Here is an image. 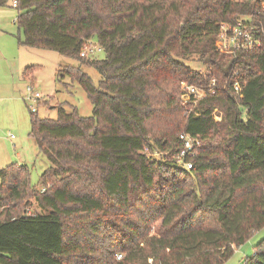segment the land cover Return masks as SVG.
<instances>
[{
  "label": "trees",
  "instance_id": "1",
  "mask_svg": "<svg viewBox=\"0 0 264 264\" xmlns=\"http://www.w3.org/2000/svg\"><path fill=\"white\" fill-rule=\"evenodd\" d=\"M262 3L17 0L18 43L75 61L56 78L77 82L92 110L29 111L48 166L38 186L24 164L0 169V264H223L264 227ZM248 17L260 46L220 52L219 25ZM93 37L101 60L80 56ZM211 79L213 95L183 104L181 83ZM182 132L199 142L188 170L175 161ZM243 264H264V239Z\"/></svg>",
  "mask_w": 264,
  "mask_h": 264
},
{
  "label": "rangeland",
  "instance_id": "2",
  "mask_svg": "<svg viewBox=\"0 0 264 264\" xmlns=\"http://www.w3.org/2000/svg\"><path fill=\"white\" fill-rule=\"evenodd\" d=\"M11 1L7 0L4 6H0V169L10 163L22 162L27 165L31 184L38 186L39 177L48 162L39 155L29 135V111L35 109L39 117L55 119L57 110L54 106L63 103L67 112L75 107L81 116L87 117L91 115L92 105L77 82L68 76L56 78L59 67L77 66L75 61L55 51L29 48L18 43L21 32L16 24L17 10L12 7ZM90 43L95 49L89 56L95 60L103 59L104 52L96 50V38L93 37ZM185 63L195 70H203L196 59ZM82 70L97 85L100 81L99 73L92 67ZM30 85L42 95L38 101L32 99L27 91ZM191 109L188 107V111ZM151 155L155 159L161 156L158 153ZM29 210L38 211L39 208L32 204ZM262 239L264 227L235 247L223 264H243L245 258L252 256L256 243Z\"/></svg>",
  "mask_w": 264,
  "mask_h": 264
},
{
  "label": "built area",
  "instance_id": "3",
  "mask_svg": "<svg viewBox=\"0 0 264 264\" xmlns=\"http://www.w3.org/2000/svg\"><path fill=\"white\" fill-rule=\"evenodd\" d=\"M263 7H264V0H263ZM12 7L17 5V0L11 1ZM260 37L258 35V28L256 25L252 23L251 18L243 19L241 18L235 24H230L223 22L219 25L218 34L216 36L215 44L217 49L224 53L234 55L238 51L249 52L255 50L257 47L260 46ZM95 47L89 45L80 53L81 57L86 56L87 54L93 53ZM99 51V48L96 49ZM237 74V73H235ZM215 87V80L211 79L210 83L207 85L206 88H198L194 85L182 83L181 84V99L184 105L193 103L195 104L196 101L203 98L206 95H213ZM232 89L235 94L241 97V89L242 86L236 80L233 83ZM27 91L30 93V97L38 101L42 98V95L38 91H34L33 87L27 86ZM35 110V109H31ZM190 111H187L189 113ZM181 142V147L177 154L175 155V161L181 165L185 170L191 168L192 164L191 161L188 159L193 156V149L195 145H198V140L191 137L189 134L182 132L178 136ZM11 139L13 136L11 135ZM42 191V190H41ZM122 257L121 254L116 256L117 259Z\"/></svg>",
  "mask_w": 264,
  "mask_h": 264
},
{
  "label": "crops",
  "instance_id": "4",
  "mask_svg": "<svg viewBox=\"0 0 264 264\" xmlns=\"http://www.w3.org/2000/svg\"><path fill=\"white\" fill-rule=\"evenodd\" d=\"M19 164H24V163L20 162ZM24 165H26V164H24ZM26 166H27V165H26Z\"/></svg>",
  "mask_w": 264,
  "mask_h": 264
}]
</instances>
